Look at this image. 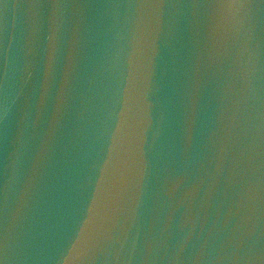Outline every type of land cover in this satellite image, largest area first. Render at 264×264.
Instances as JSON below:
<instances>
[{"label":"water","instance_id":"water-1","mask_svg":"<svg viewBox=\"0 0 264 264\" xmlns=\"http://www.w3.org/2000/svg\"><path fill=\"white\" fill-rule=\"evenodd\" d=\"M0 264H264V0H0Z\"/></svg>","mask_w":264,"mask_h":264}]
</instances>
